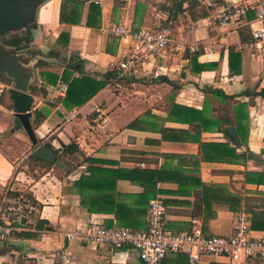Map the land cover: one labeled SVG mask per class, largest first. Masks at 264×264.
I'll return each mask as SVG.
<instances>
[{
	"label": "crops",
	"instance_id": "crops-1",
	"mask_svg": "<svg viewBox=\"0 0 264 264\" xmlns=\"http://www.w3.org/2000/svg\"><path fill=\"white\" fill-rule=\"evenodd\" d=\"M231 1L197 0L196 7L189 10L185 0H75L65 3V22H75L67 24L60 20L63 0H35L32 20L10 34L16 35L20 45H31V53L39 52L22 67L30 74L26 84L33 99L30 122L37 144L61 152L62 146L72 141L85 156L123 168L175 167L179 159L163 155H180L188 163L182 168L190 171L196 168V160L190 158L201 153L200 144H229L237 153L248 154V159L238 164L202 161L201 181L222 185L247 203H262L264 185L246 183L244 174L264 172V98L252 95L264 87V59L236 49L250 40L251 28L259 24L249 11L246 25L225 30L214 27L218 9ZM169 17L174 20V39L188 46L198 44L196 53L175 52L169 46L128 74L126 83L112 80L79 108L66 110L62 106L57 87L63 81L49 86L48 73H57L60 78L67 71L73 77L101 79L113 71L130 47V40L110 34L111 27L124 26L136 32L142 27L163 26ZM10 34L0 36V44L8 48L5 51L20 46L5 44ZM194 56L199 64L208 65L205 71H193ZM30 57L22 54V58ZM0 83L7 85L0 90V205L5 190L17 188L38 206L36 221L34 216L26 229L13 232L0 243V264H57L56 254L65 247L72 250L74 264H142L130 247L97 246L88 237L67 239V234L87 231L93 224L114 227V217L87 213L77 195L64 191L84 173L85 165L65 175V171L29 160L36 146L23 130H13L11 100L8 93L2 94L12 80L0 74ZM32 86L41 94L33 93ZM213 90L231 99H222ZM180 107L196 110V118L199 115L208 122L196 119V125L189 126L183 115L177 116ZM35 110L41 115L39 121ZM137 118L144 122L139 128H129ZM228 128L234 129V136L226 131ZM186 136L189 139H183ZM158 186L166 191L177 189L170 183ZM117 189L129 194L141 191L124 180L117 182ZM190 192L160 196L178 202L165 207L168 229L187 230L192 221L191 205L182 202H192ZM213 209L216 215L203 228L205 235L230 234L235 215L244 212H231L226 206ZM146 218L147 214L145 222ZM252 235L264 237V232L252 231ZM211 263L225 264L223 259L210 256L198 262ZM164 264L191 263L184 254L169 253Z\"/></svg>",
	"mask_w": 264,
	"mask_h": 264
},
{
	"label": "trees",
	"instance_id": "trees-1",
	"mask_svg": "<svg viewBox=\"0 0 264 264\" xmlns=\"http://www.w3.org/2000/svg\"><path fill=\"white\" fill-rule=\"evenodd\" d=\"M68 1L75 3V0H63L60 12V20L63 22H65L63 16L64 8L66 7L65 3ZM185 1L188 4L189 10L196 7L197 0ZM173 22L174 20L169 17L163 26L170 25L174 29ZM65 23L73 24L75 22L71 21ZM15 36L16 35L12 36V39L9 41L6 40L5 44L11 46L20 45V41L16 40L14 38ZM191 66L193 71L198 73L208 68V65L199 64L197 62V56L192 58ZM229 72L230 74L234 73L232 60L229 62ZM48 74V84L51 87H54L59 80L67 83L68 88L66 94L61 100L62 106L66 110L83 106L98 92L103 90L112 80L119 83H126L128 81L126 77L118 78L114 70L104 74L101 79H95L88 75L73 77L71 75L72 73L68 74L67 71H64L60 78L57 73L54 74L51 72ZM31 90L33 93L41 94V90L36 86H32ZM3 91L2 94L7 95V90L5 89ZM213 93L220 94L222 99H231L221 91L213 90ZM252 95L264 98V87L261 88L260 91L252 93ZM178 109L177 116L183 115L185 117L184 120L187 121L191 127L196 125V119H201L200 121L202 122L204 120L208 122L205 118H200L201 116L199 115L198 118H196L198 114L196 110L184 107ZM35 118L37 121L41 118L39 111L35 110ZM142 122H144L142 119L137 118L128 124V127L131 129L139 128ZM240 128L241 125H238V130ZM183 139H189V137L186 136ZM200 146L201 153H198L195 158H190L191 160H196V168H193L191 171L182 168L188 165V163H184L187 159L180 155H163L170 160L174 158L179 159L178 165L175 167H166L164 165L160 168H141L140 166L131 168L119 167L117 163L114 162L85 156L78 149L76 143L72 141L68 145L62 146L61 152L52 150L49 145H45L47 149L56 154L54 163L40 162L32 156L29 157V160L45 168L50 169L55 167L61 172L65 171V175L70 173L77 166L85 165L84 173L77 180L71 182L69 187L65 188L64 191H69L77 195L79 197L80 206L89 214L113 215L115 227L141 230L146 226L145 216L147 214L148 204L151 200L161 199L164 206L168 207L178 202L174 199L162 198L160 196L172 193L183 195L191 190L190 193L193 197L192 202L184 201L182 203L191 205L189 216L191 220L199 219L201 221L202 230H204L203 228H205L206 224L216 215L213 207L226 206L231 212L243 210L249 216L251 230L264 232V201L258 204L247 203L239 194L230 192L222 185L202 182L199 175V164L202 161H222L238 164L247 160L248 154L237 153L236 147H230L229 144H200ZM138 154L143 155L144 153ZM244 176L246 183L264 185V172H246ZM121 180L129 181L132 185L138 186L141 191L136 194L119 191L117 189V182ZM169 183L177 185V189L175 191H166L158 186L160 184ZM22 192L23 191H19L17 188H7L5 190V195L9 198H16L20 196ZM34 218L36 221V216ZM189 228L190 223L187 230H189ZM262 263H264L262 259H250L246 264Z\"/></svg>",
	"mask_w": 264,
	"mask_h": 264
},
{
	"label": "built area",
	"instance_id": "built-area-1",
	"mask_svg": "<svg viewBox=\"0 0 264 264\" xmlns=\"http://www.w3.org/2000/svg\"><path fill=\"white\" fill-rule=\"evenodd\" d=\"M252 12L258 28H251L250 40L237 46L264 59V0H233L220 7L214 17V27L225 30L246 25V14ZM110 34L119 39L130 40L127 55L113 69L118 78L126 77L155 56L163 54L169 46L175 52L194 54L198 44L187 45L174 39L170 25L142 27L131 32L124 26H113ZM7 87L0 83V90ZM68 85L61 82L57 95L64 98ZM38 212V206L24 194L16 198H2L0 205V243L13 232L26 229ZM166 208L161 199L149 202L146 226L141 230L121 227H104L93 224L87 231L78 230L67 234L68 240L88 237L95 245L120 248L130 247L142 264H164L169 253L188 257L191 264H198L203 257L223 259L225 264H246L250 259L264 260V237H255L250 228L249 216L240 212L233 219L228 235H205L199 220H192L184 232H174L165 224ZM57 264H74L72 250L65 247L56 254Z\"/></svg>",
	"mask_w": 264,
	"mask_h": 264
},
{
	"label": "water",
	"instance_id": "water-1",
	"mask_svg": "<svg viewBox=\"0 0 264 264\" xmlns=\"http://www.w3.org/2000/svg\"><path fill=\"white\" fill-rule=\"evenodd\" d=\"M34 5L35 0H0V36L19 31L26 26L33 18ZM175 9H180V6H175ZM172 15L175 16V12ZM4 48L6 47L0 44V74H4L12 80L11 86L7 88V93L12 104L13 130H23L31 144L36 146L31 154L34 159L40 162L54 163L56 154L45 146L37 144L30 122L33 99L27 93L26 84L30 74L22 68L35 55H39V52L31 53L32 48L29 44H22L10 51H5ZM24 53L31 54V57L22 58ZM226 131L231 136L235 135L233 128H228Z\"/></svg>",
	"mask_w": 264,
	"mask_h": 264
},
{
	"label": "rangeland",
	"instance_id": "rangeland-1",
	"mask_svg": "<svg viewBox=\"0 0 264 264\" xmlns=\"http://www.w3.org/2000/svg\"><path fill=\"white\" fill-rule=\"evenodd\" d=\"M9 37L7 38L8 40H11L12 39V36H14V34H10V35H8ZM5 50H7L8 48H4ZM59 166V165H58ZM55 170L56 171H59V170H57V168H55ZM58 173H60V172H58Z\"/></svg>",
	"mask_w": 264,
	"mask_h": 264
}]
</instances>
